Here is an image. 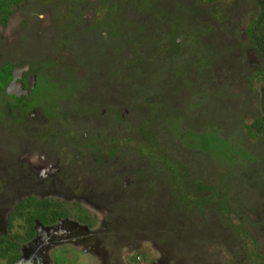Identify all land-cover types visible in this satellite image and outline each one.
I'll list each match as a JSON object with an SVG mask.
<instances>
[{"label":"flooded vegetation","instance_id":"obj_1","mask_svg":"<svg viewBox=\"0 0 264 264\" xmlns=\"http://www.w3.org/2000/svg\"><path fill=\"white\" fill-rule=\"evenodd\" d=\"M23 1L26 0L7 7L6 15H3L6 11H0V25L6 24L15 13L25 15L21 14ZM66 1L40 0L31 6V22L37 19L39 29L43 28L39 23L46 17L44 11L50 3L52 6L49 7L57 12L54 18L57 38L54 36L56 39L52 41L53 35L49 34L53 46L45 56L36 61L28 60L27 55L33 49L30 44L12 51L6 49V44H0V52L6 55L0 58V146L3 149H0V264H212L209 261L215 257L210 248L214 244H222V248L227 249L222 250L219 259L223 262H217L219 264H264V201L258 199L252 213L237 215L233 212L236 210H230V202L220 200L221 196L212 200L211 206L200 205L195 197L197 188L186 175L190 172L196 184L199 175L204 174L206 181L201 183L208 185V153L202 154L203 159L198 164L192 158L187 160L190 171L182 176L179 168L183 159L177 150L169 153L176 166L165 164V139L179 142L180 136L198 130L195 115L185 111L183 123L177 127L180 136L172 132L163 114L160 118V108L154 110L158 112L151 118L154 121L143 118V111L135 116L138 134H133L132 126L124 123L131 124L127 120L132 108L129 105L131 97L142 103L150 100L149 95H152L158 100L151 101L159 104L161 99L155 92L161 84L158 75L169 82L164 73L167 67L180 73L181 78L176 81L191 85L184 80L190 69L187 58L195 54L199 44L197 33L191 28L194 26H187L188 7L171 0L173 10L163 15L156 6H144V0H141V9L129 4L132 15L128 14L123 32L115 37L119 23L116 16L109 15L107 21L98 19L84 25L85 15L92 7L111 10L114 5H120V0H73V7L69 6V0L68 4ZM64 8H70L71 12L63 13ZM136 21L145 24L144 29L135 27ZM22 22L30 23L28 18ZM82 26L106 28L104 31L93 28L80 37L73 29ZM44 30L40 29L41 35L36 40L44 38ZM88 34L95 35L92 38L95 45H108L109 58L115 67L116 57L123 60V63L120 61L122 70L118 68L114 73L113 68L108 69L110 59L99 61L93 56L86 57ZM76 40L81 48L73 54L67 53V46ZM59 43L64 46V51L56 50L54 45ZM154 43L158 46L155 53L160 61L153 65L152 74L157 82L152 87L155 79L148 75V67L152 64L149 61L140 64L135 48L149 53L145 46H154ZM239 43L237 40L236 44ZM118 48L119 53H116ZM179 56H183V61ZM183 62H187V66ZM234 62H238L237 57ZM263 62L257 72H250L251 76L257 77L258 73L264 72ZM232 66L234 63L230 62L226 70ZM226 70L210 76H189L200 92L201 88L210 85L205 93L208 98L213 93L218 96L213 89H228L224 81L231 75ZM43 71L50 73L51 80L74 77L78 83V89L61 98L50 115L33 104L32 94ZM59 73L62 74L60 78ZM151 87L155 90H151L152 93ZM200 92L196 94L199 96ZM225 95L227 91L219 93L218 99L223 101ZM250 104L242 105L249 112V119L254 120L259 109ZM84 108L93 113L76 116L77 111H84ZM145 108L149 109V105ZM165 111L166 116L171 117V110L165 108ZM103 118L102 129L96 121ZM237 120L235 124L241 123V117ZM114 132H126L127 138L123 140L126 143L117 141ZM135 142L137 146L133 147ZM241 143L243 145V138ZM6 153L10 162L3 156ZM87 173H94L92 181L97 183L90 182ZM176 173L177 178L185 179L184 187L187 185L185 189L191 197L189 194L184 199L178 196L180 181ZM257 181L255 189L262 196L264 181L261 178ZM213 193L210 190L205 194L212 197ZM23 210L25 214L20 218L17 212ZM30 216L31 223L27 222Z\"/></svg>","mask_w":264,"mask_h":264},{"label":"rangeland","instance_id":"obj_2","mask_svg":"<svg viewBox=\"0 0 264 264\" xmlns=\"http://www.w3.org/2000/svg\"><path fill=\"white\" fill-rule=\"evenodd\" d=\"M38 1L40 0L23 1V12L21 14L25 15L20 16L19 14L15 13L12 17H10L6 24L0 25V44H6V49L8 51L15 50L21 45V48H23L24 46L30 44V48L33 49H31V51L28 53L27 58L28 60L35 61L49 53L48 49L53 46L52 41L57 38L58 31V29H56V25L54 24L57 22L56 20H54L57 12L54 8L49 7L52 6V3H50L44 11L46 17H44L39 23L40 26L42 23L43 27L40 29H45V34L43 35L44 38L42 40H36L41 35V31L39 28H37V19H34L31 22V6L33 3H38ZM69 1V6L73 7V0ZM120 1V5H114L111 10H106V8L104 9L103 7H97V9L95 7H92V9L87 11V14L85 15L86 19L84 25H90V21L93 22L94 20L98 19L107 21V17L109 15H114L117 19H120L123 14L126 17H128V14L132 15L131 13L133 11L129 10L128 13L124 10L125 7H123V3H125L126 0ZM157 1L161 2L160 6L163 9L171 10L173 8L172 1ZM176 1L179 4H183L184 6L188 7L187 26H194L191 28L193 29L192 31L197 33L196 39L197 43L199 44L197 50H195V54H192L187 58L190 69L189 73H187V75L185 74L184 80H187L191 85H184L179 81H176L174 83L170 82L175 81V79L170 80L169 82L162 80L161 84L155 91L152 88L157 82V79H155V83L152 84V87L149 89L150 91L153 90L158 93V95L160 96L159 99H161V101L158 103L162 105L159 107V104H156L155 101H151L158 100L156 96L149 95L150 100H144V102L142 103L137 102V98L131 97V99L129 98V105H131L132 108L131 110H129L127 120L131 122L132 125L126 121H124V123L132 126L133 134H138L135 131V129L137 128L135 126H137L138 123V121L135 120V116L140 115L143 111L145 113L142 116L143 118L149 121H154V119L151 118H155L158 113L154 110L160 108V118H162L164 115V120L168 119L167 125L169 126V128L174 134L178 135L179 130L177 126L183 123L182 116L185 111L193 113L195 115L194 120L199 125V128H197L198 130H193L191 132L189 131L187 135L180 136L181 140H179V142L171 138L165 139V150L167 152V160L165 164L176 166L173 162L172 155L169 153L177 150L179 156H181V158L183 159V161H181L180 163L181 168H179V171H181L180 176H182L190 171V166L187 160H190V158H192L193 162L198 164L203 159L202 154L205 152L208 153V172H210L209 184L211 185V190L214 191L213 200L217 199L218 196H221L220 200L230 202V210H236L233 211L234 213H236V215L242 213H252V207L257 206L255 202H258V199L264 201V194L262 196L259 195L258 191L255 189V187L258 185V179L261 178V180L264 181V154L257 146L262 144V141L260 138H245L243 146L251 150H247L241 147V134L247 135V132L245 128L241 129V123L235 124L237 116L235 117L233 115L237 114L233 112V110L239 111L241 109L243 111V103H251V107H255L261 110L260 98L261 86L263 81L260 75L257 74V77L256 75L251 76L250 72H257L260 69L259 64L263 60L262 58H259V56L261 57V55L248 34L249 24L254 22V20L258 17L260 7L257 0H214L212 2H201L200 0ZM66 3L68 4V0L66 1ZM137 7L140 9L139 6ZM66 10H68L69 13L71 12L70 8H64L62 12L64 13ZM222 15L224 16L222 17ZM24 18H28L30 23L22 22ZM121 20H123V18H121ZM20 23L22 24V28L20 27ZM23 28H25V30ZM93 28H96L94 30L104 31L106 27L98 26ZM93 28L92 26H82L77 30L73 29V31L76 35L81 37L84 33L93 30ZM46 29H48L47 33ZM49 34L53 35V37L51 38L52 41L50 40ZM69 35L72 36L73 33H71L70 31ZM237 40L240 42L239 44H236ZM57 41H60V39H58ZM214 42L216 43L215 45L213 44ZM60 44L61 43L54 45L56 46V50L64 51V46H60ZM153 45L154 46H149L146 44L145 49L149 50V53H154L157 50L158 46H156L155 43ZM67 47L69 48V51L66 49V52L69 54H73L81 48L78 40L71 43ZM123 51L124 50H122V52ZM233 51H235L236 53H241V55L238 56L234 54ZM3 57H6V55L3 52H0V58ZM236 57L238 61L237 63L234 62V58ZM179 58L182 59L180 61H183V56H179ZM121 61L123 63V60ZM1 62L2 61L0 59V64ZM230 62H233L234 66L226 70ZM122 63L118 64L122 67ZM188 63L183 62V64L186 66ZM69 70L73 71L70 68ZM221 70H226L231 75L228 81H224V84L228 86V89H222L219 91L213 89L212 92L218 93L219 96V93H224L225 91H227V95H225L223 101L219 100L217 94L215 93L211 95L209 92L210 96L208 98L205 96V93L208 88H210V85H206L205 87L201 88V92L198 89L196 90L195 85L197 83H195V81H193L189 76L191 75L193 77H196L198 75L204 76L205 74H208V76H210L211 73L218 74V71ZM54 73L57 74L56 72ZM61 75L62 74L59 73L57 75L58 78H60ZM70 75L72 74H68V76ZM53 78L56 77H52V79ZM76 81L77 80L74 79V77L66 78V80L60 79V81H54L51 80L50 73L44 71L41 72L39 74V83L37 85V88L32 94L34 106L45 110L48 115L53 114L56 110L55 108L59 104L60 99L68 97L78 89V83ZM204 81L205 79L200 80L198 82V85H201ZM189 91L190 93L187 94L186 92ZM196 92H200V95L198 96ZM150 93H152V91ZM133 96L136 95L134 94ZM257 96H259L258 100ZM240 100L242 101L241 104ZM226 102L227 106L225 105ZM74 104H77L76 101L74 102ZM147 105H149V109L145 108L147 107ZM251 107H249V109ZM165 108L171 110V117L168 114L166 116ZM90 113H93V111H91V109L89 108H84V111L79 109L76 113V116L86 115ZM189 113H187V115H190ZM104 118L102 120L96 121V125H98L99 128L103 129L102 125H104L105 123ZM105 120H107V118H105ZM108 120H111V118H108ZM111 121L116 123V120ZM250 123L251 119L248 118L246 120V124ZM185 127L187 129L188 126ZM114 135L118 136L117 141L122 144L126 143L123 141L127 138L128 134H126V132L124 134H118L114 132ZM27 137L29 136L27 135ZM238 139L240 140V144ZM132 145L133 147H136L137 142L133 143ZM183 146H185V148ZM255 146L257 147L255 148ZM129 147H131V145ZM0 149L3 150L1 146ZM0 155L2 156L1 153ZM3 156H6V159H8L7 162H10V157L9 155H7V153L6 155L3 154ZM188 174H190V172H188ZM87 175L89 180H91L90 182L97 183L96 181H92L94 180V173H87ZM75 178L76 180H78L77 174ZM187 179L190 181V177H187ZM1 180L2 179L0 173V182ZM180 180L182 182L185 179L181 178ZM198 180L199 183H204L206 181L204 178V174H200ZM192 182L194 184V187H198L197 190H199V193L201 194L203 189L202 186L197 185V182L195 184V180H193ZM180 185L184 186V181ZM102 186L108 187V185L104 183H102ZM180 193L183 194L179 190V194ZM189 196L191 197L190 194ZM259 207L262 208V206ZM171 224V229L169 228V231L173 229ZM222 247V244H214V246L210 248L213 251L212 255H214L213 257H215V259L212 258L209 262H211L212 264L223 262L222 259L219 258L222 257V250L227 251V249H223Z\"/></svg>","mask_w":264,"mask_h":264},{"label":"trees","instance_id":"obj_3","mask_svg":"<svg viewBox=\"0 0 264 264\" xmlns=\"http://www.w3.org/2000/svg\"><path fill=\"white\" fill-rule=\"evenodd\" d=\"M17 1H19V0H0V11H2V12H5L6 11V13H4L3 15H6L7 14V11H8L7 7L14 6L17 3ZM144 1H145V3L143 4L144 6H147V7H149L150 5L156 6L157 7V11L158 12H162L163 15L166 14L169 11L167 9H163L160 6L161 5V2H158L157 0H144ZM169 1H171V0H169ZM200 1L201 2L202 1H204V2H212L214 0H200ZM257 2H258V5L260 7V12H259L258 17L254 20V22H252L251 24H249L248 34H249V37L254 42V44L256 45L259 53L261 54L262 59L264 60V0H257ZM129 4L130 5H133V6H136V7L139 6L140 9L143 6L142 3H141V0H127L126 3H124V5H125L124 10H126V12H128V13H129ZM122 16H123V20H121L122 17L120 19H118V22L119 21L120 22L118 23V26L116 27L117 29H116L115 33H117V35L115 37H117L118 35H120V33L123 32L122 29L124 28L123 27L124 26L123 24L126 23V21H125L126 16L124 14ZM223 16L224 15H222V17ZM228 16H230V15H228ZM133 25L135 27L140 26L139 29H144L143 27H145V24H143V23L140 24L139 21L134 22ZM94 36L95 35L88 34V37H86V39H88V41L90 40L86 44V46H85V49L87 50L86 57H88V59H89L91 56H93L94 58H96L99 61H104L103 59H110L109 58L110 51L108 49V45L103 44V43L102 44L95 45L96 43H93V39H92ZM138 47L140 48V44H138ZM135 51H136V54H137L136 57L139 60V63L140 64H144L147 61L151 62L152 67H150L148 69V75L154 77V75L152 74V70L154 68L153 65H158V62L160 61V60H158V57H157L158 54L155 53V52L154 53H152V52L151 53L141 52L137 48H135ZM115 52L116 53H119V48L116 49ZM111 60L112 59H110L109 61H107V68L108 69L109 68H111V69L113 68V72L114 73L117 72L116 70H118V68L120 70L123 69V65H122V67H120V65L118 64V63H121L120 62L121 59L119 57H116V59H115L116 60L115 62H116V65H117L116 67H115L114 63ZM162 72H164V71L162 70ZM174 72L175 71L172 68L167 67L165 69V72L164 73H165V76L166 77H169V80H174L175 79V81H176V80L180 79L181 76H180V73L178 74L177 72H175V73ZM258 74L262 78L263 83H262V86H261V98H260L261 110H257V112H259V113H257V117H255L254 120H251V123L250 124H246L245 123V120H247L249 118V114H248L249 112L246 109H243V111L241 109L239 111L237 109H236L237 111H234L233 110V112H235L237 114V115H233V116H235V117L236 116L237 117H241V129L242 128H245L246 129L247 135L241 134V138H243V139H245V138H249V139L260 138L261 141H262V144L257 145V146L261 149L262 153L264 154V72L263 73L260 72ZM158 78L160 79L159 82L161 83L162 79L160 78L159 75H158ZM154 79H156V77H154ZM181 133L182 132L180 131V134ZM241 133H242V130H241ZM20 134H22V131H20ZM257 146H255V148ZM241 147L244 148V149H247V148L243 147V145H241ZM247 150H251V149H247ZM194 169H196V168H194ZM197 171H199V168H197ZM177 177H179V176L176 173V178ZM186 177H188V178L190 177V179L192 181L195 180L192 174H188L187 173ZM177 179H179V178H177ZM179 181H180V184H182V182H181L180 179H179ZM233 181H235V180H233ZM198 183H197V185L202 186L203 189H202L201 194L199 193V190L196 189L197 190L196 193L198 192V194L195 197L199 199L198 202H200V205L201 204H204V205H206V204L209 205L210 204V206H211V203H212V200L213 199H212V197L210 195L207 196L205 194L206 192H209L211 190V188H210L211 185L210 184H208V185L207 184H202V183H199L198 184ZM240 183H241V181H240ZM185 188L186 187H184V186L181 187V185H180V188L178 187V190L177 191L179 192V190H180V192L183 193V194H181V193L178 194V196L181 199L186 198L188 196V194H189ZM41 208L42 207H40V209ZM40 212L42 213V211H40ZM56 213L57 212H55L54 214H56ZM24 214H25L24 210H23V212H17V215L20 216V218H22ZM31 220H32V216H30L28 218V221L27 222H30L31 223Z\"/></svg>","mask_w":264,"mask_h":264}]
</instances>
